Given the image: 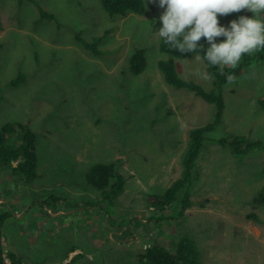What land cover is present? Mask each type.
<instances>
[{
  "label": "rangeland",
  "instance_id": "374dc122",
  "mask_svg": "<svg viewBox=\"0 0 264 264\" xmlns=\"http://www.w3.org/2000/svg\"><path fill=\"white\" fill-rule=\"evenodd\" d=\"M143 1L144 16L110 17L100 0H0V129L28 125L38 153L30 185L0 166V209L11 213L6 253L24 264H136L153 243L173 252L187 237L205 264H264V151L236 156L216 142L238 135L264 143V60L222 86V122L196 161L191 206L181 216L179 194L162 212L160 198L184 171L189 130L212 123L216 109L165 83V9ZM247 12L218 14V22ZM96 38L99 54L83 44ZM135 49L148 60L141 75L130 70ZM174 62L181 79L214 89L200 55ZM115 162L125 186L109 202L86 176Z\"/></svg>",
  "mask_w": 264,
  "mask_h": 264
},
{
  "label": "trees",
  "instance_id": "16d2710c",
  "mask_svg": "<svg viewBox=\"0 0 264 264\" xmlns=\"http://www.w3.org/2000/svg\"><path fill=\"white\" fill-rule=\"evenodd\" d=\"M107 15L114 17L117 15L126 16L129 13L138 16H144L147 8L143 0H100ZM244 16L251 17L249 11ZM264 19V15L255 17ZM100 38H96L93 43L86 41L83 44L89 51L99 54L97 45ZM198 44H203L195 53L182 54L179 51L170 48L161 38L159 49L162 53L169 55L171 58L160 60L158 68L162 73L165 83L177 88L186 89L194 93L197 97L205 102L215 106V119L212 123L203 127L192 128L188 132V145L183 155L184 171L182 177L176 180L164 193L161 200V211L166 210V206L176 201L179 194H183L182 204L178 210L183 216L186 209L191 206L190 192L193 182L196 179L194 172L196 161L203 149L204 143L207 141L208 135L218 129L222 122L225 100L222 94V86L228 82L229 75L241 74L253 61L264 60V50L256 52L254 55H244L237 67H225L223 70L219 66H211L206 59V50L209 45L205 38H201ZM200 55L204 60L207 71L214 83V89L206 91L201 85L184 80L179 77L175 67V59H186L188 57ZM130 70L134 75H141L147 68L148 60L146 52L143 49H135L129 60ZM23 79L17 82H11L10 85L16 87ZM264 108V99L260 101ZM19 140L14 144L13 140ZM222 147H229L236 156H244L251 151H264V143L260 141L251 142L245 137L233 135L223 137L216 140ZM16 163V165H14ZM115 163H98L93 165L87 172L86 180L90 186L99 190L104 199L113 202V199L119 197L125 186V179L117 170ZM0 166L3 170L10 171L24 184H32L38 177V153H37V134L28 125L22 122H9L0 129ZM51 199L59 201L60 199ZM48 201L43 206H48ZM159 207V208H160ZM11 217L10 212L0 209V264H7L6 257L11 264H24L13 251L6 253L2 240V229L6 221ZM136 264H205L200 258V253L196 243L187 238L182 237L176 249L171 252L165 245L155 242L150 247L138 255Z\"/></svg>",
  "mask_w": 264,
  "mask_h": 264
},
{
  "label": "clouds",
  "instance_id": "9594fccd",
  "mask_svg": "<svg viewBox=\"0 0 264 264\" xmlns=\"http://www.w3.org/2000/svg\"><path fill=\"white\" fill-rule=\"evenodd\" d=\"M159 7L165 11L159 20L162 27L158 34L170 48L182 54L195 53L205 38L209 47L206 59L211 66L235 68L244 55H254L264 50V0H158ZM241 10H248L251 17L240 16L230 21L228 26H221L218 14L227 15ZM226 37L217 43L216 38ZM199 57H197L198 59ZM204 79H211L204 74ZM229 75V83L235 81Z\"/></svg>",
  "mask_w": 264,
  "mask_h": 264
}]
</instances>
